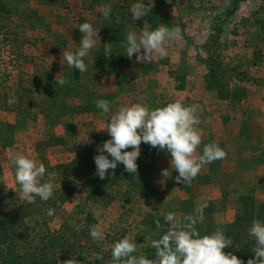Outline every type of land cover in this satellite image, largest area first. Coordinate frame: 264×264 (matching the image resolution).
<instances>
[{
    "label": "rangeland",
    "instance_id": "374dc122",
    "mask_svg": "<svg viewBox=\"0 0 264 264\" xmlns=\"http://www.w3.org/2000/svg\"><path fill=\"white\" fill-rule=\"evenodd\" d=\"M12 1L21 8H37L51 27L48 32L38 21L30 25L29 21L19 22L16 15L0 16V118L11 122L21 120L13 143L5 147L0 145V188H4L14 200L20 199V185L15 180L16 169L11 162L13 155H24L34 159L37 164L43 163L46 173L41 180L53 183L55 188L59 184L58 164L73 157L71 149L74 146L87 144V139L92 141L96 135L109 136L106 129H96L105 126L119 107L141 102L155 109L159 103L176 100L185 106H201L197 113L200 123L196 127L202 132V143L197 149V155L202 154L206 144L214 141L227 153L226 158L202 168L200 174L208 172L211 177L208 182L196 186L193 192L195 205L199 206L212 199L218 207L213 219L223 225L238 210V195L250 193L264 199V0H176V7L173 8L167 6L169 2L164 0L165 17L168 16L165 25L169 28L179 27V37L174 41H179L185 48L179 71L175 72L177 69L174 68L165 71L161 65L168 63L160 58L158 65L161 67L154 64L152 67L157 68L152 74L144 73V62L138 63L134 55L130 65L123 69V77L119 76L120 79L91 66L94 48L85 59L88 65L85 73L81 74L78 69L68 67L66 62L63 66L60 63L64 49L75 51L80 46L83 34L74 25L84 23L88 17L93 21L94 12H87V15L82 13L73 0ZM0 2L3 5L10 4L9 0ZM97 24L94 20L95 29L99 26ZM217 29L221 30L218 37L214 33ZM236 53L240 57H235ZM209 69L219 73L225 84L243 87L244 97L219 98L211 89L208 92L204 90L205 93L201 95L191 93L192 89L195 90L194 84L197 87L206 86L205 77L206 73L210 74ZM57 74L72 83L79 82L81 86L86 84L89 90L95 91L92 97L95 106L97 100H108L111 103L110 112L105 114L95 107L90 111L70 112L52 109L44 99V89L50 85L48 78L54 81ZM196 75L202 80H194ZM192 82L193 85H190ZM165 83L170 87L172 83L174 86L176 83H186V88H181L179 94L172 92L167 96H159V85ZM113 89L118 90L116 96L110 94ZM184 90L187 93L184 94ZM5 92H9L8 108L3 103L2 94L5 95ZM96 94H99L98 99H95ZM18 95L22 106L26 107L23 111H15L11 107ZM69 101V107L72 105L74 110L79 109L77 102L72 99ZM224 123L226 129L242 130V133L234 139L227 130H223ZM240 123L244 124V128H238ZM52 135L62 136L63 141L49 145L45 139ZM159 167L153 175L156 190L144 196H121L120 187L114 186L112 191L120 196L118 200L106 205L101 202L91 205L86 198L87 186L79 183L75 193L52 216L47 214V210L56 195L47 202L37 197L35 203L41 209L30 215L26 223L31 228L30 237L38 242L47 228L57 229L62 222L78 230V222L83 220L84 211L92 208L97 215L95 224L99 223L103 227L104 234L107 231L114 234L126 230V236H136L135 240L150 242L151 238L142 232L139 222L141 213L151 208L172 211L180 219L181 201L187 195L177 185L166 186L168 176L178 175L174 167H171V155L162 158ZM165 168L169 169L168 175L162 177L161 171ZM69 233L67 228L66 235ZM49 249L60 251L55 246ZM60 255L63 258L66 252L60 251Z\"/></svg>",
    "mask_w": 264,
    "mask_h": 264
},
{
    "label": "trees",
    "instance_id": "16d2710c",
    "mask_svg": "<svg viewBox=\"0 0 264 264\" xmlns=\"http://www.w3.org/2000/svg\"><path fill=\"white\" fill-rule=\"evenodd\" d=\"M44 1L47 2L48 0ZM52 1L56 0H49V2ZM93 1L100 3L102 0ZM103 1H105L103 5H112V11L110 17L96 28L100 35L97 36L98 43L92 51L91 66L95 69L106 71L110 76L120 79L119 76L123 77V69L127 68L131 61L124 53L127 34L129 32L139 34L145 27L149 31L155 30L159 20L157 8L151 7L152 11L147 16L136 21L133 19L131 9H128V7L127 10L125 9V15L120 16L116 13V10H120L124 5L127 6V0ZM9 3V5H3V2H0V14H4L0 15L1 17L16 15L19 22L29 21L30 25L38 21L44 25L46 31H51L49 23L45 22L44 16L40 15L37 8H21L19 4L12 0H9ZM220 31V29L215 30L214 33H216L217 37ZM54 36L56 37V35ZM57 40L58 38L56 37ZM106 43H110L113 49L110 57H106L103 52L104 44ZM218 45L221 46L222 43L219 42ZM209 65L212 69V65ZM211 69H209V75L206 73V88L213 90L219 98L242 99L244 97L245 89L243 87H231L228 83L225 84L220 74ZM47 82L50 85L44 89V99L48 102V106H52V109H62L64 112L90 111L94 107L96 110L99 109L92 101L95 91L89 90L86 84L81 86L82 83L68 81L65 85L60 86L56 84L55 80L53 81L50 78H48ZM110 94H114V89ZM97 95L99 94H96L95 99H98L99 96ZM8 96L9 92H5V95L2 94L4 106H7V108L8 104H10L8 103ZM19 98L20 96L18 95L16 100L12 102L13 106L11 107L15 111L26 109V107L22 106ZM75 98H77L76 101ZM68 99L77 102L79 109L74 110L72 105L69 107ZM168 103L170 102L159 103L157 107L166 106ZM20 123V119H15L14 122H11L0 118V145L5 147L13 143L16 129ZM223 130H227L228 134L234 132L230 128L226 129L225 123ZM237 132L241 134L242 130ZM235 134L237 135V133ZM108 139H110L109 136L96 135L90 143L74 146L71 149L74 152L73 157L58 164L59 184L54 188L56 196L55 199L50 201V207L59 209L75 193L76 185L79 183L87 186L86 198L91 205L99 202L106 205L113 200H118L120 196L112 191L114 186L120 187L121 196L133 195L134 197L136 194L144 196L156 190L153 175L160 168V160L167 158L170 154L142 143L141 155L137 160V174L126 172L124 165L118 164L117 168L115 170L110 169L106 178L102 180L97 174L94 157L98 154L97 145ZM45 140L48 141L49 145H53L63 141V137L52 135L49 138L46 137ZM209 168L211 169V166ZM1 171L2 165L0 163V173ZM176 176H168L166 178V186L177 185L187 193L186 197L182 199L179 208L180 219H182L184 215L194 213L195 209L200 206L195 205L193 192L196 186H199V183L209 181L211 173H199L188 185L176 183ZM15 199L4 188H0V264H64V261L72 257L76 258L77 264H113L111 249L117 241L126 236V230L115 232L114 234L107 231L105 232L104 240L98 244L89 234L90 227L97 222V215L92 208H88L84 211L83 220L81 219L78 222L80 226L78 230H73L72 225L62 222L57 229L47 228L41 240L36 242L33 237H30L31 228L26 223L28 216L36 214L41 207L36 205L37 203L28 204L18 198ZM237 201L240 205L231 220L219 225L213 219L214 211L218 207L212 199H208L206 201L208 206L204 209V222L203 224H198L197 228L201 236L211 234L217 228H222L225 235L233 240V246L226 248L225 251L239 256L244 261V264H247L248 259L254 258L255 255L251 250L255 246V241L254 238L249 236L248 230L253 220H259L264 223V199H259L250 193H242L238 195ZM161 212L167 213L166 211H158L152 208L141 213L139 222L143 228L142 232L149 236L151 240L144 243L136 239L134 242L137 243V254L142 252L150 259L155 258V249L151 247V241L160 238L170 227V224L164 222L163 217L160 215ZM157 218L161 220L160 228L155 225ZM67 228L70 233L66 235ZM53 246L60 248V251H65L66 255L63 258L60 257V251L49 249ZM97 254H101L103 259H97Z\"/></svg>",
    "mask_w": 264,
    "mask_h": 264
},
{
    "label": "clouds",
    "instance_id": "9594fccd",
    "mask_svg": "<svg viewBox=\"0 0 264 264\" xmlns=\"http://www.w3.org/2000/svg\"><path fill=\"white\" fill-rule=\"evenodd\" d=\"M98 11L107 19L112 5L105 4ZM151 11L152 8L142 0L131 7L132 17L136 21ZM74 28H79L83 34L80 46L75 51L64 49L60 63L63 66L66 62L68 67L78 69L82 74L88 71L85 59L97 46V36L100 33L89 22L76 24ZM179 34V27L170 29L165 24L152 31L145 27L139 34L129 32L124 53L129 59L135 55L138 63L151 62L154 56L164 58L167 56L166 45L176 40ZM103 52L106 57L111 56L113 49L110 43L104 44ZM55 81L60 86L68 82L65 78L58 77V74ZM96 107L107 114L111 110V103L108 100H97ZM200 110L199 104L185 106L179 100L155 109H150L141 102L119 107L105 126L96 129H106L110 136V139L97 145L98 154L94 161L99 178L105 179L108 171L115 170L118 164H123L126 172L137 174L141 144L145 143L170 153L171 167L178 172L176 183L191 184L202 168L227 156L226 151L214 142L206 144L202 154L197 155V149L202 143V132L196 127L200 123L197 116ZM86 142L91 141L87 139ZM129 148L131 150H126ZM11 162L16 169L15 180L20 185L19 198L22 202L34 204L37 197L44 202L53 198V183L41 180L46 173L43 163L37 164L34 159L24 155H13ZM168 170L163 169L161 176L166 177ZM207 206L206 202L202 203L194 213L184 215L182 219H178L175 212H161L164 222L171 224V227L160 238L151 241L155 258L150 259L142 252L137 254V243L134 242L136 236H125L111 249L113 264H244L239 256L225 251L233 246V240L225 235L222 228L201 236L197 226L203 224L204 209ZM55 211L54 207H49L47 214L52 216ZM155 225L157 228L161 227L159 218L155 220ZM89 234L98 244L105 238L104 229L99 223L90 227ZM248 234L254 238L255 246L251 250L255 255L248 259L247 264H264V223L253 220ZM97 259H103V256L97 254ZM64 264H77V260L72 257L64 261Z\"/></svg>",
    "mask_w": 264,
    "mask_h": 264
},
{
    "label": "crops",
    "instance_id": "0c3cea01",
    "mask_svg": "<svg viewBox=\"0 0 264 264\" xmlns=\"http://www.w3.org/2000/svg\"><path fill=\"white\" fill-rule=\"evenodd\" d=\"M63 1H66V0H63ZM163 1L164 0H142V2L147 3L149 5V7L157 8V15H158V19L159 20H158V22L156 24V29L161 24H165V22H166V19L165 18L168 17V16L165 17V15H167V14H166V11H165V8H164V4H162ZM166 1L169 2V5H167V6H170V8L176 7V4H175V1L176 0H166ZM137 2H141V0H127V6L124 5L123 6L124 8L122 7V8H120V10H116V13H118V15H120V16L121 15H125V13H126L125 11L127 10V7H128V9H131L132 5L135 4V3H137ZM73 3L77 5L76 7L78 8V10H80V11L82 10L83 11L82 13H84V14L86 13V15H87V12H94L95 13V17L93 18V21L88 17V20H86L85 22H89V23H92L93 24V22L95 20V22H97L99 24V26L102 24V22H104L105 18L103 17V14L100 11H98V9L101 6H103V3H105V1L102 0V1H100V3H96L93 0H73ZM169 12H170V10H169ZM160 15H161V17L159 18ZM86 18H87V16H86ZM166 48H167V56L164 57V58H161V59H162V61L167 62L168 64H163L161 66H164L165 67V69H164L165 71L168 70V68L177 69L175 72L179 71L178 66H180L181 63H182V61L184 60L183 55L185 54V48L183 47V45L179 41H177L176 43H175V41L169 42L166 45ZM235 57H240V55L238 53H236L235 54ZM158 59H160V57L154 56V58H153V60L151 62H144V65H145V68H146V70H145L144 73L152 74V71L156 70V68H157L156 67L154 69L152 67V65H154V64L156 66L161 67L160 65H158V63H159V60ZM159 72H161V71H159ZM168 73H166V75H168ZM176 75H177V73L174 75L175 78H176ZM171 78L169 77V79H171ZM190 78H191V80L193 79V77H190ZM194 78H195L194 80H196V81H201L202 80L199 77V75H196ZM175 85L176 86H174L173 83H172V86L171 87L169 85H166V83L163 84V85H159V88H158V91L160 92L159 93V96H161V95L167 96V95H170L172 92H175L176 94H179L181 88H183V87L186 88L185 87L186 86V83L185 84H182V83H178L177 84L176 83ZM190 85H193V82ZM194 86L193 87H194L195 90L192 89L191 93L200 94L201 95V93H205L204 90H206V92H208V88H206V86H203L202 87V86L198 85V87H197V85H195V84H194ZM198 88H200V90ZM117 93H118V90L116 89L114 91V95L116 96ZM183 93L185 94V93H187V91L184 90ZM243 125H244L243 123H240V126H238V128H244ZM220 126H221V124H220ZM209 128L211 129L212 127H210V125H209ZM233 133L230 134V135L233 136L234 139L238 138V136L235 134V133L239 134L237 132V130H235ZM214 143H215V141H214ZM235 150H237V149H235Z\"/></svg>",
    "mask_w": 264,
    "mask_h": 264
}]
</instances>
